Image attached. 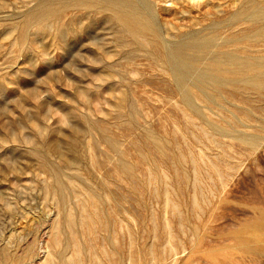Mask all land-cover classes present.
<instances>
[{
  "label": "rangeland",
  "instance_id": "rangeland-1",
  "mask_svg": "<svg viewBox=\"0 0 264 264\" xmlns=\"http://www.w3.org/2000/svg\"><path fill=\"white\" fill-rule=\"evenodd\" d=\"M239 1L134 0L139 41L100 0H0V264H264V84L156 56Z\"/></svg>",
  "mask_w": 264,
  "mask_h": 264
},
{
  "label": "bare ground",
  "instance_id": "bare-ground-1",
  "mask_svg": "<svg viewBox=\"0 0 264 264\" xmlns=\"http://www.w3.org/2000/svg\"><path fill=\"white\" fill-rule=\"evenodd\" d=\"M82 3L86 5L88 0ZM232 6L228 20L224 21L225 27L231 25L233 29L230 36L216 42L215 36L199 37L192 32L189 40L170 49H158L156 56L163 66L174 71L177 84H187L194 75V82L201 84H264V0H240ZM100 7L109 11L108 18L113 24L119 25L117 36L130 35L140 41L157 35L154 24L134 0H100ZM216 44L218 47L212 50ZM255 227L258 230H254L251 238L256 239L264 235V222Z\"/></svg>",
  "mask_w": 264,
  "mask_h": 264
}]
</instances>
